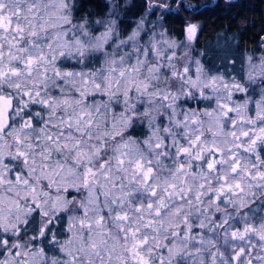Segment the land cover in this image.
Instances as JSON below:
<instances>
[{"label":"clouds","instance_id":"9594fccd","mask_svg":"<svg viewBox=\"0 0 264 264\" xmlns=\"http://www.w3.org/2000/svg\"><path fill=\"white\" fill-rule=\"evenodd\" d=\"M0 16V264H264V0Z\"/></svg>","mask_w":264,"mask_h":264},{"label":"trees","instance_id":"16d2710c","mask_svg":"<svg viewBox=\"0 0 264 264\" xmlns=\"http://www.w3.org/2000/svg\"><path fill=\"white\" fill-rule=\"evenodd\" d=\"M234 22L231 21L230 16H216L213 15L209 18L207 21L208 27L211 28H217V27H223L226 25H232ZM261 36H264V32H260L259 35L255 36L254 39L249 40V43H254L255 40L260 39Z\"/></svg>","mask_w":264,"mask_h":264},{"label":"snow or ice","instance_id":"6c2138e0","mask_svg":"<svg viewBox=\"0 0 264 264\" xmlns=\"http://www.w3.org/2000/svg\"><path fill=\"white\" fill-rule=\"evenodd\" d=\"M3 17L0 16V26H2Z\"/></svg>","mask_w":264,"mask_h":264}]
</instances>
